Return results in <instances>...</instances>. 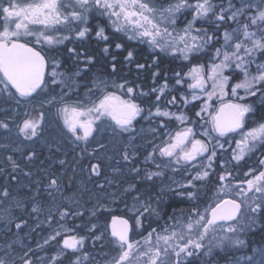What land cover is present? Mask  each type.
<instances>
[{
    "label": "snow or ice",
    "instance_id": "6c2138e0",
    "mask_svg": "<svg viewBox=\"0 0 264 264\" xmlns=\"http://www.w3.org/2000/svg\"><path fill=\"white\" fill-rule=\"evenodd\" d=\"M261 5H264V0H261L260 4H254L252 0H241L239 6L229 3L225 8L220 5L219 12H217L211 0H194V2L175 0V2H169L167 6L158 5L156 0H0V77H2L0 84H3L5 92L11 86L20 98L32 96L45 83L47 61L40 51L30 46L29 41L23 38L35 37L36 43L42 41L48 45L62 43L64 39H68L67 36L57 38L50 34L59 31L58 26L61 25L65 27L76 25V35L82 38L89 29L87 26L80 27V25H87L93 12L106 17L114 31L124 33L129 40H139L141 43H147L153 50L158 49L166 55H171L173 58L179 57L185 61L189 60L190 53H199L215 39L214 36L208 35L206 30L196 28L197 22L213 16L212 22L218 26L227 21L236 23V28L230 31L226 29L223 32L224 42L215 49L213 62L207 70L203 64H196L185 74L191 80L188 88L192 90V100L201 98L196 94L197 90L205 94L207 100H211L217 93L223 97L230 80L225 72L232 69L233 65L243 74V79L231 86V95L238 98L239 102L224 103L221 101L219 109L213 113L208 111L210 105L206 100L200 111L195 113L197 117H202V113H207L210 117L204 123L205 125L210 124L211 128L205 127L199 133L201 137L207 139L197 138L195 128L189 126L194 125L196 121L190 120L184 112L177 114L161 108L160 101L168 88L167 82L159 88L152 89L158 94L156 95L155 112L149 111V116L166 118L168 122L161 121V128L168 129L172 120L178 122L180 127L174 133L166 131L160 143L153 146L146 161H152L154 153L158 152L160 157L168 158L170 163L174 161L176 165L183 164L196 169V174L187 182L188 186H192L194 181H203L209 177L208 169L212 168L213 161L218 156L216 149L224 150V144L220 143L219 139H216L210 149L212 133H215L217 137H227L230 134L239 136V139H235V147L231 149L232 160L237 162L253 152L257 144L264 145V111H262V118L255 123V126L245 131L246 121L251 115H255L256 108L252 103L243 102L246 97H256L259 93L260 103L264 105V64H257L255 75L249 71L255 54L259 52L264 55V6ZM185 10L191 11L192 18L183 28L178 29L176 27L178 15ZM71 30L73 29L70 28ZM96 36L107 40L105 27H98ZM116 47L119 49L121 44H116ZM104 51L107 52V48ZM132 57L133 53L129 51L126 59L131 60ZM216 59H219V63L215 62ZM155 62L154 60L153 63ZM137 67L143 68L145 65L138 64ZM113 70H115V65H113ZM57 75L54 69L51 73L53 83L57 82L55 79ZM155 76L156 73H153V77ZM176 77L177 85L184 82L180 73H176ZM209 81L211 90L207 87ZM101 84L104 94L91 106L76 101L72 104L64 103V106L58 109L65 128L78 141H87L93 133L96 121L103 117L110 118L117 128L128 131L133 121L142 112L141 107L132 99H124L116 92L106 91V82H101ZM112 87L123 90L126 83L113 82ZM239 90H243L245 96H239ZM89 92L91 93V90ZM127 94L132 97L134 88L127 87ZM141 95L146 94L141 93ZM181 99L185 105L189 103L186 97L182 96ZM54 101L55 97L47 103L52 104ZM19 102L17 100V103ZM61 102H63V97H61ZM168 103L174 105L176 97L173 96ZM38 124V120L26 119L19 131L25 138L30 139L31 136L36 135ZM0 127L7 128L8 126L0 123ZM205 153H210L207 155V163L197 165L196 162L204 157ZM123 158L125 161L129 159L127 152ZM260 164L264 165V159L260 160ZM12 166L13 169L17 167L14 162ZM156 166L160 167L159 164ZM92 171L99 174L98 165L93 164ZM134 171L138 170L134 169ZM156 175L160 173L150 172L147 179L151 180ZM230 175L229 172L219 175L220 191L225 192L227 189L235 193L242 198L240 202L236 199L218 198L214 205L210 204L203 210L194 205L186 216L170 217L173 221L171 225L166 224L159 231L153 228L140 240L130 238L127 220L113 216L111 235L117 255L111 258L109 264H182L184 258L206 248L207 251L204 254L209 255L213 247H243L245 241L238 235L244 230L243 226H239L241 210L249 195L253 193L260 194L258 197L253 196L254 202H260L251 208V212L256 213L264 208V171L253 174L251 179L235 186L226 183ZM245 175L247 176L248 173ZM244 184L247 186L244 187ZM56 187H58L57 180L53 178L48 188ZM129 187L133 188L134 185ZM178 187L185 186L178 185ZM177 194L183 195L184 193L178 192ZM0 195L7 198L10 193L5 190ZM187 196L190 200L195 198L190 191L187 192ZM144 210L149 211V207H145ZM32 211L38 212L39 208L34 206ZM69 215L68 211L61 213L62 217ZM136 226L137 228L141 226L139 218H137ZM16 227L20 228L21 225L17 224ZM218 230L219 235H217ZM65 231L70 233L72 230L66 229ZM59 235L61 233L57 231L44 243L48 244L50 240H55ZM83 246V237L65 235L62 247L56 255L50 258L49 264H58L59 257L65 250L71 249L77 252ZM29 252H25L24 256L19 258L21 264H32ZM173 256L175 257L174 262L171 261ZM88 260L89 254L85 252L82 256H76L72 264H85ZM0 264H9V261L0 258ZM12 264L15 262L13 261Z\"/></svg>",
    "mask_w": 264,
    "mask_h": 264
},
{
    "label": "rangeland",
    "instance_id": "374dc122",
    "mask_svg": "<svg viewBox=\"0 0 264 264\" xmlns=\"http://www.w3.org/2000/svg\"><path fill=\"white\" fill-rule=\"evenodd\" d=\"M252 2L254 4H260L261 0H252ZM229 3L239 6L241 0H226L223 6L227 8ZM226 23L231 25L227 29L229 31L237 27L236 23L232 21H227ZM225 30L221 33V45L224 42L223 32ZM33 41L36 43L35 40ZM41 43L47 47L56 45H48L42 41ZM48 62L49 65L45 68V76L50 86H47L48 84L43 86L44 88H48L54 85V93L44 98V112L40 117L35 119L39 121L37 133L30 139H26L19 131L25 118L34 119L27 118L30 104L23 103L20 97L10 88L6 92V98L13 104V110L8 117L4 118L3 123L7 124L8 127L0 128V193L7 190L10 195L7 198L0 195V258L8 260L9 264H12L13 261L15 264H21L19 258L23 257L25 252H29V249H31L29 254L32 253L34 255L31 259L32 264H49L50 258L56 255L62 247L61 242L63 237L65 235H74L76 232L73 224L70 223L71 220L79 216L90 219L94 215V212L102 209L103 211L105 209H113L117 203L116 200H118V192L122 189L120 184L122 183L121 179L124 176L125 169L122 170L115 166L112 159L118 157L124 149H132L140 144L143 146L144 143L150 140V133H153L152 128L146 125L138 131L137 136L130 129L123 131L118 128L119 130H114V132L112 128L107 130L105 128L99 129L94 127L93 133L90 136L91 139H89L91 140L89 144H92L91 147L89 146V149L96 148L97 151L96 153H89L82 159L83 162L78 160L75 151L77 140L65 128L63 120L58 114V109L63 107L64 103L69 104V102H74L71 99L75 100V98V101H80L81 103L85 99L89 101L88 104L91 106L94 101L93 97L103 92L101 90L103 87L101 82H106L107 88L109 86L117 91H120V89L113 88V81L108 83L107 80L99 75L92 76L90 81L85 82L81 80L79 71L66 69L57 59H50ZM216 63H219V59ZM210 64H208L207 68ZM257 64H264V55L259 52L255 54L254 62L249 69L253 75L256 74ZM54 69L58 73L55 77L56 83L52 82L53 77L51 76ZM77 72H79V75H77ZM225 74L230 77L229 85L225 88L226 94L221 97L217 93L211 100H207L206 95L201 94L198 90L196 94L200 95L201 98L199 100H192V92L185 93L182 91L181 87L183 84L177 85L176 82L166 81L168 88L160 101L161 108L170 112H176L177 114L184 112L190 120L196 121L192 126L199 135L205 127L208 129L211 128L210 124L205 125L204 123L210 119L207 113H202V117L195 115L197 111H200L201 106L206 100L210 105L208 111L213 113L219 109L221 101L224 103H228L229 101L239 102L238 98L231 95V86L243 79V74L235 69L234 65L232 69L226 70ZM164 83L159 84L158 88ZM97 85L100 86L98 87ZM155 87L157 86L153 88ZM207 87L211 90L210 81ZM89 90H91V93ZM142 93L144 92L142 91ZM157 94L154 92L152 94V102L146 109L147 114L145 115V119L150 117L149 111L155 112ZM173 96L176 97V103L174 105L168 103ZM182 96L189 100L187 105L181 99ZM239 96H245L243 90H239ZM53 97H55L54 103H47ZM61 97H63V102H61ZM17 100L20 102L17 103ZM193 105L195 110L193 116L190 117L189 109ZM252 118L249 117L247 119L245 131L247 128L255 126L257 121ZM172 123L178 127V130L180 127L178 122L172 120ZM212 137L213 139L209 143L210 149L216 139H219L220 143L224 144V150L216 149L218 156L214 159L212 168L208 169L209 177L203 181H194L192 186H188L187 182L196 174V169L185 165L183 166V170L178 172V168L175 167L171 169L172 173L168 177V180L160 188L161 192L170 193L173 191L176 196L186 197L187 199V192L190 191L194 194V199H196L200 196L201 190L203 189L202 186H204L205 182L212 178V176L219 181V175L227 172L228 166H237L236 173L240 172L244 179L256 172L258 169L257 165L262 166L260 164V160L264 159L262 155L257 157L253 162L245 163L247 156L253 153L247 154L239 162L232 160L231 149L235 147V139H239L237 134H230L227 137H217L215 133H212ZM198 139L207 138L199 135ZM260 145L262 144H257L256 148ZM209 154L205 153L204 157L199 158L196 162L197 165L200 163L206 164L207 155ZM13 162L17 165L15 169L12 166ZM93 164L98 165L99 174L93 173ZM250 169L252 170L251 172ZM215 171L217 173L216 175ZM101 172L102 175L100 177ZM245 173H248V175L246 176ZM53 178L57 180L58 187L54 189L48 188V184ZM178 185H184L185 187L180 188ZM246 186L244 185V187ZM127 188L129 186H126L125 189ZM178 192H183L184 194L178 195ZM255 194L249 195L244 204L245 209L248 207L249 202L251 204V197ZM220 195H232L240 200L242 199L227 189L225 192H221ZM157 204L158 199L148 198L145 201L132 203L126 210L127 213L133 215L134 231L137 232L140 230V227L137 228L136 225L137 218L141 220V213L145 214L154 210ZM34 206L39 208L38 212L32 211ZM64 207L70 213L67 217L61 216V213L64 212ZM145 207H149V211H145ZM18 214L32 219V221H30V226H25L19 232L20 234L16 235L12 226L15 220L18 219L16 217ZM88 224L84 229L88 233H94L93 237L88 240L89 243L94 241L101 243L105 239V233L106 235L108 234L105 232L107 228L98 222H88ZM66 229H71L72 231L68 233L65 231ZM57 231L61 235L57 236L55 240H50L48 244H45L44 241ZM217 235H219V230ZM79 237H83L85 243L86 236ZM262 253H264V233L261 242L252 246L248 253L236 255L228 262H222L220 264H264V255Z\"/></svg>",
    "mask_w": 264,
    "mask_h": 264
},
{
    "label": "trees",
    "instance_id": "16d2710c",
    "mask_svg": "<svg viewBox=\"0 0 264 264\" xmlns=\"http://www.w3.org/2000/svg\"><path fill=\"white\" fill-rule=\"evenodd\" d=\"M225 1L226 0H211L213 5L216 6L217 12H219V6L223 5ZM169 2H175V0H156L158 5L164 6H167ZM190 2H194V0H190ZM191 18V11L185 10L182 14L178 15V23L176 27L178 29L183 28L187 21ZM213 20L214 17L209 16L205 20L196 23V28L206 30L208 35L214 36L215 39L199 53H190L189 60L187 61L179 57L173 58V56L166 55L158 49L153 50L147 43H141L139 40H129L127 35L124 33L115 32L113 27L109 24L107 18L99 16L96 12H93L90 15L87 25H80V27L87 26L89 29L88 33L84 37H77L75 31L76 25L68 27L61 25L58 26L60 29L59 31L52 32L50 34L57 38L67 36L68 39H64L62 43H58L51 47H47L40 42V45L37 48H39L38 51L45 56L46 60L57 59L66 69L79 71L81 74V80L85 82L90 81L92 76L99 75L103 79H111L117 84L126 83V87L123 90L117 91L116 89L109 88L108 91L116 92L117 95L122 96L124 99H132L144 109V107L151 104L153 95L136 99V96H134L135 91H144V93H146V91H151L156 84H161L166 81L175 82L177 78L176 73H180L181 77L184 78V82L181 87L182 91L185 93L192 92V90L188 88V83H191V80L188 79L185 74L196 64H203L205 66V70H207L208 64L213 62L215 49L221 46L220 37L222 31L231 26L226 22L218 26L216 23L212 22ZM98 27H105V35L108 36L107 40L96 36ZM70 28L73 30L70 31ZM118 43L121 44L119 49L116 47V44ZM105 48H107V52L104 51ZM129 51L133 53L131 60L126 59ZM154 60L156 61L155 63H153ZM217 60L218 59H216L215 62ZM138 64H143L145 67L138 68ZM113 65H115V70H113ZM153 73H156L155 77H153ZM45 80L46 82L43 85H47L49 83L46 77ZM43 85L41 88L37 89L32 96L20 98L23 103L26 102L30 104L27 118L37 119V117H40L45 109V107H43L44 98L51 96L52 93H54V85L48 88H44ZM47 86L50 85L48 84ZM127 87L134 88V94L132 97L128 96ZM11 90L15 92V89L12 88ZM93 98L94 101H97L95 97ZM75 100L71 99V101L76 102ZM74 102H69V104ZM243 102L252 103L256 108L255 115L250 116L253 117V120L255 119L258 121L262 118L264 105H261L260 103L259 93L256 97L247 98ZM83 103L84 105L89 106V101L84 99ZM12 110L13 104L9 102V100L0 91V123L4 122V118L8 117ZM189 110L190 116H193L195 110L194 105L191 106V109ZM103 118V121L105 122H109V120H111L110 118ZM24 120H26V118ZM80 134L82 135V133ZM89 146L91 147V144H88V142L84 140H77L75 151L78 160L81 162H83V158L93 152L89 149ZM251 153L253 154L247 156L245 163L253 162L260 155L264 158V145L258 146V148ZM257 166L258 169L256 172L247 176L245 179L242 178L240 172L236 173L238 168L237 166H228L229 168L227 172L231 173V175L226 183L232 186L239 185L244 181L251 179L253 174H259V172L264 171V165ZM216 174L217 173L215 171V175ZM101 175L102 172L100 173V177ZM244 185L246 186V184ZM202 187L203 189L201 190L202 192L200 196L194 200L176 196L172 192H167L158 196L153 194L150 199H158V204L154 210L141 216V229L137 232L134 231L135 227L133 215L127 213L126 211V207H129L130 204L132 205L134 202L145 201V199H142L144 196L137 191H134V194L128 193L127 197H123L119 201L116 200L117 203L113 209H105L104 211L102 209L94 212V215L90 219H86L84 216L74 218L70 221V223L73 224V228L76 229L74 235L77 237L84 235L86 236V241L83 248L77 252H73L71 249L65 250L62 257L59 258L58 264H72V261L75 260L76 256H82L85 252L89 254V260L86 261L85 264H109L111 258L117 255L111 235V222L113 216L126 218L131 225V231H129L130 238L132 240H140L142 236H146L153 228L159 231L164 228L166 224L171 225L173 221L170 217L180 218L182 215L186 216L194 205L203 210L210 204L214 205L218 198L223 199V196H225L224 198L236 199L238 202L241 201L232 195H220V182L216 180L215 177L213 178V176L206 181ZM141 189H145V186L143 185ZM259 195V193H256L254 196L258 197ZM251 200V204L249 202L246 209L245 206L242 207L241 219L239 221V226H243L244 228V230L238 234L239 238L245 241V245L243 247H213L211 254L209 255L204 254L207 251L206 248L200 252L194 253L192 256L184 258L182 264H220L222 262H228L236 255L248 253L252 246L260 243L264 233V208L258 210L256 213H252L251 208L255 207L256 203H259L260 201L254 202L253 196L251 197ZM63 210L65 212L66 207H64ZM16 217L18 219L15 220L12 227L16 235H19V232H21L25 226L31 225L30 221H32V219L26 218L20 214ZM88 222H98L107 228L105 232L108 234L106 235L105 233V239L101 243H96L95 241L89 243L88 240L93 237L94 233H88L86 232V229H84L89 225ZM17 224H20L21 227L17 228ZM205 244H207V241H205ZM33 256L34 255H32V253L29 254L30 259H32ZM171 261H175L174 256L171 257Z\"/></svg>",
    "mask_w": 264,
    "mask_h": 264
},
{
    "label": "flooded vegetation",
    "instance_id": "af4514ba",
    "mask_svg": "<svg viewBox=\"0 0 264 264\" xmlns=\"http://www.w3.org/2000/svg\"><path fill=\"white\" fill-rule=\"evenodd\" d=\"M29 41L30 46H33L36 48V50H39V43H35L33 40H35V37H27V38H23ZM22 39V42H23ZM33 39V40H32ZM47 65H49V60H46ZM46 77V76H45ZM2 78V77H0ZM107 80L108 83H111L113 80L111 79H105ZM46 82V80H45ZM159 84H156L155 88H158ZM4 86L3 84H0V91L1 93L6 97V92L3 90ZM9 88H11V86H9ZM111 88L108 86V88L106 89V91H108V89ZM12 89V88H11ZM152 90V89H151ZM144 92V91H143ZM142 91H135V95L136 99L138 98H143L144 96L148 97L150 95L153 94L152 91H146V95H141ZM34 94V93H33ZM32 94V95H33ZM104 94V92L99 93L98 95L95 96L96 100L98 101L99 98L102 97V95ZM151 104H149L148 106L141 108L142 112L139 116L136 117V119L133 121L132 126L130 128V130L135 134V136H137V133L140 129L143 128V126H149L152 128L153 133H150V140H148L147 143H144L143 146L140 144L139 146H135L132 149H124L122 152H120V155L113 160V163L115 166L121 168L122 170H124V176L121 179V186L122 189L119 190V196H118V201L123 198V197H127L128 193L130 194H134V191L142 194L144 196V198L142 199H148L151 198V196L153 194H155L156 196L160 195V194H164V191H160V188L162 187V185L168 180V177L170 176L171 169L173 168H178V172L183 170V164L181 165H176L175 162H169L168 158L166 157H160L159 153L156 152L154 153V159L152 161H146V157L148 156V154L150 152H152L153 150V146L156 144H159L161 139L164 138V133L166 131H172L173 133L177 130V126L174 125V123H172V121L169 123V127L168 129H164L160 127L161 121H165L168 122L165 118L163 117H155V116H150L148 119H145V115L147 114L146 109L150 106ZM192 117V116H190ZM107 118V117H106ZM104 118H101V120L96 121L94 127L97 128H101V129H107L109 130L110 128L113 129V131H117L119 130L118 128H116V125L113 121L109 120V122H105L103 121ZM192 126V125H189ZM114 131V132H115ZM197 133V131H196ZM197 137L199 138V135L197 134ZM90 137L87 139L86 142H88V144L91 142ZM92 145V144H91ZM94 150L93 152L96 153V148L92 149ZM125 152L128 153L129 155V159L127 161L124 160L123 156L125 154ZM157 164L160 165L159 168H157ZM134 169L138 170V171H134ZM150 172H159L160 175H156L153 176L151 180L147 179V175ZM130 185H134L133 188H126V186H130ZM145 186V189H141L142 186ZM167 193V192H166ZM173 193V191H172ZM175 194V193H174ZM123 203V202H122ZM126 206V205H125ZM131 206V204L129 205V207ZM129 207H126L127 209ZM126 219V218H125ZM127 220V219H126ZM128 221V220H127ZM129 226L130 229L129 231H131V225L129 222ZM141 229V226H140ZM130 234V232H129Z\"/></svg>",
    "mask_w": 264,
    "mask_h": 264
},
{
    "label": "water",
    "instance_id": "95a60500",
    "mask_svg": "<svg viewBox=\"0 0 264 264\" xmlns=\"http://www.w3.org/2000/svg\"><path fill=\"white\" fill-rule=\"evenodd\" d=\"M224 199H232V198H224ZM118 218L126 220V219L123 218V217H118ZM111 223H112V222H111ZM128 223H129V222H128ZM129 229H130V226H129Z\"/></svg>",
    "mask_w": 264,
    "mask_h": 264
}]
</instances>
